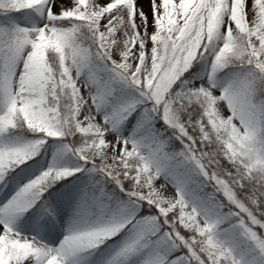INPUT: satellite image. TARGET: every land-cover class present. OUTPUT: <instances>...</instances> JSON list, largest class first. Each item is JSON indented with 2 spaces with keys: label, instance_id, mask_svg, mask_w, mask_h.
Returning <instances> with one entry per match:
<instances>
[{
  "label": "snow or ice",
  "instance_id": "6c2138e0",
  "mask_svg": "<svg viewBox=\"0 0 264 264\" xmlns=\"http://www.w3.org/2000/svg\"><path fill=\"white\" fill-rule=\"evenodd\" d=\"M0 264H264V0H0Z\"/></svg>",
  "mask_w": 264,
  "mask_h": 264
},
{
  "label": "rangeland",
  "instance_id": "374dc122",
  "mask_svg": "<svg viewBox=\"0 0 264 264\" xmlns=\"http://www.w3.org/2000/svg\"><path fill=\"white\" fill-rule=\"evenodd\" d=\"M258 231H260V229H257Z\"/></svg>",
  "mask_w": 264,
  "mask_h": 264
}]
</instances>
